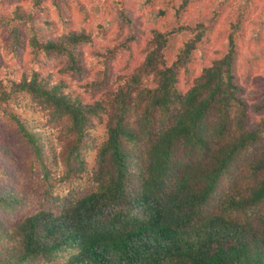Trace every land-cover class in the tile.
I'll return each instance as SVG.
<instances>
[{
	"label": "trees",
	"instance_id": "16d2710c",
	"mask_svg": "<svg viewBox=\"0 0 264 264\" xmlns=\"http://www.w3.org/2000/svg\"><path fill=\"white\" fill-rule=\"evenodd\" d=\"M90 1L0 0V264H264V0Z\"/></svg>",
	"mask_w": 264,
	"mask_h": 264
},
{
	"label": "rangeland",
	"instance_id": "374dc122",
	"mask_svg": "<svg viewBox=\"0 0 264 264\" xmlns=\"http://www.w3.org/2000/svg\"><path fill=\"white\" fill-rule=\"evenodd\" d=\"M81 1L87 6L88 9H90L91 7H93L95 5V3H92L90 0H81ZM247 3L248 2L244 0L241 3V7H243V8L246 7ZM23 6L27 9L28 6H29V3L28 2H24ZM6 7L9 8V9L13 8V7L10 6V4L7 5ZM104 11H105V9H104ZM104 11H103V14H100V16H95V15L92 14L91 15V21H90V23L88 24L87 27L88 28L97 29V25L98 24H100V23L102 24V23H104L105 20L111 19L110 16L104 15ZM49 14H50V17L53 20H55V21L58 20V18L55 15V12H54V9H53L52 6H50V8H49ZM70 20H71V23H70V25L67 28L61 26L60 29H58V30L56 29L55 31L54 30L47 31L45 29V30H43V34H45V35L47 34V35H49L51 37H55L57 34H62L64 32L66 33L70 29H78L79 27H81V17L76 12L72 13V15L70 17ZM251 28H252V26H250L249 29L247 30L246 41L242 42V44H241L242 56H241L240 62H241L242 65L247 63L245 61V58L249 57L253 50L259 51L258 55H260L261 57H262V55H264V53L263 54L261 53V49H262L261 46H255V44H252V43L249 42L250 37H251V32H252ZM112 32H114V29L112 30ZM224 37L225 36L217 37V38H215L212 41V43H211L212 50L216 49V47H218V46L219 47L221 46V43H219V42H220V40L222 41V39H224ZM94 43L99 46V45L109 44L110 42L108 40L104 41V40H101V39H96ZM81 50H82V54L84 55V58L88 59L89 57L87 58V55L89 54V50L90 49L89 48H82ZM262 58H263V62H261L260 67L258 69H256L257 67H255L254 69L251 70V72L253 71V73H252V78H251L250 82L247 85V89H246L247 93L252 92V90L253 91H263L264 92V57H262ZM21 59L22 60L18 61V63H16V64L12 60H9L10 66L16 67L18 69V73L17 74H21V72L23 70H25L26 68L31 67V65L28 63V60H27L28 57H27L26 52L22 53ZM87 61L91 62V60H87ZM57 67H58V63L57 62H53L51 64L44 65V67H42L41 69L43 71H45V70H54V69L56 70ZM241 70H243V69L241 68ZM69 82L72 83L74 87L77 84V82L75 80H70ZM252 120H255V118H252ZM89 159L92 162L93 161V156H90Z\"/></svg>",
	"mask_w": 264,
	"mask_h": 264
}]
</instances>
